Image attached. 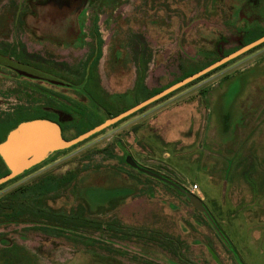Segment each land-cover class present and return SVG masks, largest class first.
<instances>
[{"label": "rangeland", "instance_id": "374dc122", "mask_svg": "<svg viewBox=\"0 0 264 264\" xmlns=\"http://www.w3.org/2000/svg\"><path fill=\"white\" fill-rule=\"evenodd\" d=\"M263 34L264 0H0V56L64 82L0 64V139L74 138ZM0 264H264V43L40 155L0 189Z\"/></svg>", "mask_w": 264, "mask_h": 264}, {"label": "water", "instance_id": "95a60500", "mask_svg": "<svg viewBox=\"0 0 264 264\" xmlns=\"http://www.w3.org/2000/svg\"><path fill=\"white\" fill-rule=\"evenodd\" d=\"M263 43L264 35L230 52L201 70L173 83L135 106L106 119L104 122L71 139L64 137L61 124L52 119L35 118L20 122L16 127L11 129L6 138L0 142V157L9 170L7 174L0 177V185L14 179L33 167L40 155L75 146L76 144L101 132L105 128L158 101L179 88L230 62L231 60L240 57ZM0 64L12 68L21 75L30 78L47 81L53 84H64V82L40 72L39 70L21 65L1 56ZM125 160L131 167L175 187L198 211L209 215V210L205 203L194 192L187 190L175 181L154 170L141 166L130 154L126 155Z\"/></svg>", "mask_w": 264, "mask_h": 264}, {"label": "trees", "instance_id": "16d2710c", "mask_svg": "<svg viewBox=\"0 0 264 264\" xmlns=\"http://www.w3.org/2000/svg\"><path fill=\"white\" fill-rule=\"evenodd\" d=\"M264 35V34H263ZM261 37V36H260ZM247 43H249V42H242L241 43V45L240 46H238L237 47V49L238 48H240L241 46H243V45H245V44H247ZM260 46V45H259ZM259 46H257V47H259ZM257 47H255V48H257ZM218 49L215 51V54H212V53H210V54H208V56H209V59L211 58V62L209 63V64H211V63H213V62H215V61H217L218 59H220L221 57H223V56H225V55H227L225 52H224V50H223V48H222V46L219 44L218 45V47H217ZM236 50V49H235ZM234 51V50H233ZM251 51V50H250ZM221 53V54H220ZM218 54H220V55H218ZM229 54V53H228ZM234 60V59H233ZM232 61V60H231ZM229 63V62H228ZM208 64V65H209ZM207 65V66H208ZM225 65H227V63L226 64H224V65H222L221 67H223V66H225ZM206 67V66H205ZM220 68V67H219ZM218 69V68H217ZM216 69V70H217ZM191 75V74H190ZM189 76V75H188ZM187 77V76H186ZM195 81V80H194ZM190 84V83H189ZM172 85V84H171ZM170 86V85H169ZM171 94V93H170ZM170 94H168V95H170ZM167 95V96H168ZM143 109V108H142ZM35 118H47V117H45V116H38V117H35ZM24 120H26V119H24V118H22L21 120H19L18 122H16V124L15 125H13V127H11V129H13L14 127H16L20 122H22V121H24ZM31 120V119H30ZM10 129V130H11ZM9 130V131H10ZM85 132V131H84ZM6 136H7V134H5V136H4V138H6ZM4 139H0V142L1 141H3ZM0 166H1V168L2 169H4V168H6V165H5V163H4V161L2 160V158L0 157ZM7 170H8V168H7ZM1 171V170H0ZM29 170H27V171H25L23 174H25V173H27ZM9 172V170L7 171V172H5L3 175H5V174H7ZM23 174H21V175H19V176H17V177H15L14 178V180H16V179H19V178H21V177H23ZM3 175H1V176H3ZM0 176V177H1ZM10 181H12V180H10ZM10 181H8V182H10ZM8 182H6V183H4V184H2V185H0V189L1 188H3ZM11 203H13V200L11 201ZM11 206H9L10 208H12L13 207V205L12 204H10Z\"/></svg>", "mask_w": 264, "mask_h": 264}, {"label": "flooded vegetation", "instance_id": "af4514ba", "mask_svg": "<svg viewBox=\"0 0 264 264\" xmlns=\"http://www.w3.org/2000/svg\"><path fill=\"white\" fill-rule=\"evenodd\" d=\"M52 120L58 121L57 119H53V117H52ZM61 126H62V129L64 130V128H63L64 126L63 125H61Z\"/></svg>", "mask_w": 264, "mask_h": 264}, {"label": "built area", "instance_id": "2783aa9c", "mask_svg": "<svg viewBox=\"0 0 264 264\" xmlns=\"http://www.w3.org/2000/svg\"><path fill=\"white\" fill-rule=\"evenodd\" d=\"M195 188H197V185H195Z\"/></svg>", "mask_w": 264, "mask_h": 264}]
</instances>
